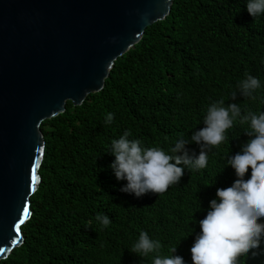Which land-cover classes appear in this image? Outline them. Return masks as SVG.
Returning <instances> with one entry per match:
<instances>
[{"label":"trees","instance_id":"trees-1","mask_svg":"<svg viewBox=\"0 0 264 264\" xmlns=\"http://www.w3.org/2000/svg\"><path fill=\"white\" fill-rule=\"evenodd\" d=\"M245 3L175 0L170 15L148 26L115 62L103 89L79 106L67 102L63 114L41 124L45 149L29 198L32 214L21 227L24 245L0 264H151V256L141 259L129 250L141 229L161 241L162 254L176 246L174 254L192 264L198 221L216 189L236 179L226 158L249 139L247 125L227 131L205 169H184L178 184L159 195L120 191L126 181L115 179L107 146L128 129L130 139L167 150L178 134L187 139L203 127L207 105L222 98L242 111L264 110L239 93L229 98L245 72L264 84V15L253 18ZM108 112L111 124L104 123ZM186 147L199 152L195 142ZM97 213L109 216L107 228L95 221ZM244 264H264V256Z\"/></svg>","mask_w":264,"mask_h":264},{"label":"water","instance_id":"water-1","mask_svg":"<svg viewBox=\"0 0 264 264\" xmlns=\"http://www.w3.org/2000/svg\"><path fill=\"white\" fill-rule=\"evenodd\" d=\"M174 1L0 0V263L24 245L41 124L103 89L115 62Z\"/></svg>","mask_w":264,"mask_h":264},{"label":"clouds","instance_id":"clouds-1","mask_svg":"<svg viewBox=\"0 0 264 264\" xmlns=\"http://www.w3.org/2000/svg\"><path fill=\"white\" fill-rule=\"evenodd\" d=\"M245 6L253 18L264 15V0H246ZM262 88L260 78L245 72L229 98L235 100L239 93L264 105ZM112 121L113 114L106 113L104 123ZM202 122L203 127L193 130L189 138L178 134L167 150L147 147L139 138L130 139L131 132L125 129L107 146L106 152L114 156L109 167L117 181H126L120 191L138 198L146 193L159 195L178 184L184 169H205L208 153L226 141L227 131L237 123L246 124L249 139L240 151L228 155L225 163L234 169L236 179L230 186L216 189L189 249L192 264H244L246 258L264 256V110L242 111L238 103L225 104L222 98L207 105ZM191 142L198 146V154L186 147ZM95 221L104 228L111 223L109 216L101 213L95 215ZM161 249V241L141 229L129 250L141 259L151 256V264H187L174 254L176 246L168 249V255Z\"/></svg>","mask_w":264,"mask_h":264},{"label":"snow or ice","instance_id":"snow-or-ice-1","mask_svg":"<svg viewBox=\"0 0 264 264\" xmlns=\"http://www.w3.org/2000/svg\"><path fill=\"white\" fill-rule=\"evenodd\" d=\"M27 211V209H25Z\"/></svg>","mask_w":264,"mask_h":264}]
</instances>
